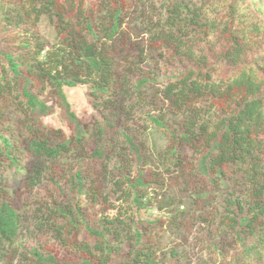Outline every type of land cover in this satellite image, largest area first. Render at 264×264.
<instances>
[{"label":"trees","instance_id":"16d2710c","mask_svg":"<svg viewBox=\"0 0 264 264\" xmlns=\"http://www.w3.org/2000/svg\"><path fill=\"white\" fill-rule=\"evenodd\" d=\"M0 29V264H177L151 229L193 213L231 239L221 264H264V17L246 0H4ZM109 194L117 212L90 218L81 197Z\"/></svg>","mask_w":264,"mask_h":264},{"label":"rangeland","instance_id":"374dc122","mask_svg":"<svg viewBox=\"0 0 264 264\" xmlns=\"http://www.w3.org/2000/svg\"><path fill=\"white\" fill-rule=\"evenodd\" d=\"M3 1L4 0H0L1 3ZM193 1L199 2L200 0ZM246 5L253 9L259 18L264 17V0H246ZM39 29L46 39H51L53 30L47 21L42 22L39 25ZM0 31L2 34L7 33L5 30L2 31L0 29ZM66 93L72 104L73 110L82 117L84 122H90L91 116L94 114V109L92 107L93 102L87 95L86 85L79 84L76 87H66ZM49 103L55 107V111L45 116L44 121L49 125L63 127L67 130L68 126L65 119H63L60 109L56 106L53 100H49ZM154 137L152 138L153 141ZM6 173L8 175V184L11 187L21 186L23 181V175L21 173L15 168H9ZM167 192V187H164L162 197H166ZM109 196V198L101 196L98 200H94L88 196H82L81 202L85 213L92 219L103 213H109L110 215L115 214L117 209L114 208L115 206L113 203H117L118 205L121 201L116 194H109ZM155 196L156 195H153V207L146 211V216L150 220H154L163 214V212L156 207L158 204L155 202L157 199ZM194 215V213L192 216L190 215L188 219V227H185V229H182L180 232H174L168 228H165L163 231L161 228L151 229L156 233V237L157 234H160V237L162 238L163 249L160 250L162 258L169 260L168 258L172 257L173 252H176V254L179 255L172 257L176 260L177 264H221L223 256L226 257L225 259L230 258L226 248L232 245L231 239L225 235L216 234L215 228L212 230L207 223H200L199 220L195 219ZM207 233L209 240L216 239V237L219 236L217 242L220 244L222 252H219L218 249L213 250L203 243L202 240L204 234Z\"/></svg>","mask_w":264,"mask_h":264}]
</instances>
